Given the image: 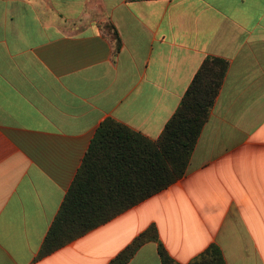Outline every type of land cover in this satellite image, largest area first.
Wrapping results in <instances>:
<instances>
[{
    "label": "crops",
    "instance_id": "obj_1",
    "mask_svg": "<svg viewBox=\"0 0 264 264\" xmlns=\"http://www.w3.org/2000/svg\"><path fill=\"white\" fill-rule=\"evenodd\" d=\"M208 58L229 66L185 176L38 259L101 124L157 140ZM153 226L178 264H264V0H0V264H110Z\"/></svg>",
    "mask_w": 264,
    "mask_h": 264
},
{
    "label": "trees",
    "instance_id": "obj_2",
    "mask_svg": "<svg viewBox=\"0 0 264 264\" xmlns=\"http://www.w3.org/2000/svg\"><path fill=\"white\" fill-rule=\"evenodd\" d=\"M101 28L118 53L122 44L115 26L107 22ZM228 66L224 59L205 60L157 140L115 120L101 124L48 231L38 259L109 223L185 176ZM150 242L158 244L162 264H178L162 245L154 226L141 233L110 264H128L138 250ZM189 264H225V259L221 249L211 245Z\"/></svg>",
    "mask_w": 264,
    "mask_h": 264
}]
</instances>
